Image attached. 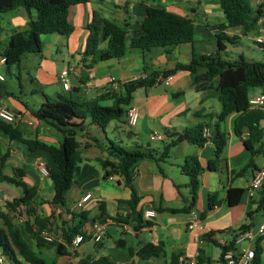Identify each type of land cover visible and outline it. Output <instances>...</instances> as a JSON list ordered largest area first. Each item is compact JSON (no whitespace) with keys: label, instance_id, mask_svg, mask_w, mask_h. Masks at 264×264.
Returning <instances> with one entry per match:
<instances>
[{"label":"crops","instance_id":"obj_1","mask_svg":"<svg viewBox=\"0 0 264 264\" xmlns=\"http://www.w3.org/2000/svg\"><path fill=\"white\" fill-rule=\"evenodd\" d=\"M149 6H160L190 19L195 27V43H185L168 49L156 48L150 52L131 48L121 59H110L89 67L90 59L83 54L89 37L88 28L95 14L125 26L129 34L134 35L141 30ZM251 7V19L259 15L252 29L248 21L242 27L228 28L221 32L218 27L227 22L219 0H90L88 3L75 5L69 12V22L73 26V32L69 36L44 35L43 50L40 54H26L19 66H0V73L4 75L6 70L11 77L14 67L18 80L16 82L12 78L7 81L5 78L0 81V108L5 106L17 114L15 125L20 128L25 138L38 139L58 146L62 140L61 133L39 122L33 111L47 98H56L63 95V92H68L59 81L61 72H68L72 92L76 94L74 98L93 99L109 89L120 94L124 91V84L130 80L147 77L153 71L164 72L175 69L178 64L187 65L191 62L194 52L215 54L218 49V36L222 33L237 38L235 44L223 41L225 49L221 53L222 59L233 62L240 56L253 58L252 60L264 58V46L255 41L256 37L264 35V0H251ZM35 16V11L28 13L23 8L0 13V57L6 50L10 36L14 32L26 30L29 18ZM252 43L259 49L247 46ZM104 46L105 44L101 47ZM3 66H6L4 71ZM70 67H73V71H69ZM217 83L218 79H215L212 86L215 87ZM18 88L20 96L17 94ZM249 96L264 97V86L251 88ZM131 106L137 108L139 116L134 127H129L126 122L125 125L112 122L109 127L128 134V139L136 147L152 149L157 158L175 141L176 135L188 129L204 125L209 126L212 131L222 110L221 102L212 92L195 89L194 77L186 70H178L168 77L161 76L154 86L138 89L134 93ZM251 108L264 110L260 107ZM238 116V113H233L220 123V128L227 135L224 152L226 163L222 165L221 170L207 169L209 161L215 155L213 143L194 144L182 141L171 147L169 157L165 160L156 162L145 159L138 163L135 169V184L140 196L138 208L144 213L148 209L156 212V216L150 219H146L144 215L150 226L135 231L131 226L116 221V218H126L130 210L126 201L130 199L131 192L119 177L104 179L105 172L99 159H106L107 153L103 147L93 145L81 150V181H77L69 190L67 199L71 210L76 213L89 211V221L84 225V231L90 230L92 218L100 214V204L104 203L106 214L98 221L106 225L105 237L110 239L109 243L105 245L104 239L100 244L88 240L72 250L71 255L60 256L53 249L39 250L36 244L32 245L29 238L23 234L24 238L37 253L48 255L49 260L45 258L48 262L56 264H77L80 259L90 258L95 261L102 257H108L116 264H169L173 255L178 256V264H222L223 247L231 243L236 253H241L250 246L255 249L257 244H260L264 264V237L255 238L252 243H234L244 227H249V230L256 233L264 221L262 210L255 212L252 217L248 215L251 210L256 209L254 202L258 201L260 195V191H257L251 196L249 187L254 174L263 165L264 120L260 122L263 139L256 144L260 154L253 155L244 144L247 132L244 131L241 136L235 132V120ZM84 126L87 132L93 127L88 123ZM154 132L165 135V139L152 141L150 135ZM83 134L86 133H80L78 138L86 142ZM6 155L4 173L21 179L15 171L22 170V180L38 190L35 198L38 214L44 217L54 216L51 234L54 233L57 237L56 225L61 224L63 220L71 222V225L79 223V219H72L69 214L61 213L51 204L54 195L52 181L49 176L42 175L37 166L38 162H44L50 170L52 163L47 153L28 151L25 145L12 141L0 127V161ZM190 156L196 157L204 168L199 178L200 189L196 203L189 212H170L169 209L190 208V178L182 171L183 164ZM249 163H252V166L242 175L239 174ZM230 188L244 190L239 204L233 207L227 202ZM86 193L92 195L91 199L83 207H78V202ZM210 194H215L216 199L220 201L211 210ZM22 195L23 190L20 187L0 181V211L5 210L8 202ZM19 209L23 210V216L27 220L25 209ZM191 212H196L201 217V223L194 229L188 228ZM205 235L210 237L204 239ZM148 243L163 244V255L149 260L138 257V250ZM89 245L97 252L90 251ZM82 247L85 249L82 250ZM7 264L15 263L8 259ZM20 264L25 263L22 261Z\"/></svg>","mask_w":264,"mask_h":264},{"label":"trees","instance_id":"obj_2","mask_svg":"<svg viewBox=\"0 0 264 264\" xmlns=\"http://www.w3.org/2000/svg\"><path fill=\"white\" fill-rule=\"evenodd\" d=\"M90 0H0V13H7L20 8L28 13L36 12L35 18L30 17L28 27L24 31L14 32L7 43L6 50L2 57L6 58L5 64L8 67L19 66L26 54H40L43 50L42 36L49 34H60L69 36L73 32V26L69 22V12L71 7L88 3ZM226 22L218 28L221 32L228 28H237L250 21L251 29L259 18L257 15L251 19L253 13L251 0H219ZM148 15L143 20L141 30L134 35H130L125 26H121L113 21L102 18L95 14L93 21L89 25V37L84 56L90 59L89 67L99 62L110 59L123 58L129 49H141L150 52L156 48H170L185 43L194 44L195 27L193 22L185 17H181L167 11L160 6H149ZM218 49L215 54L204 55L193 53L191 62L187 65L178 64L175 69L169 71H153L147 77L131 80L124 84V91L117 93L110 89L93 99L74 98L76 94L71 91V96L60 95L56 98H47L37 110L33 111L34 117L57 129L62 140L58 146L49 145L38 139H28L15 123L0 122L1 129L12 141L19 142L26 146L30 152L43 151L50 157L52 167L49 170V177L52 181L54 195L51 204L59 209L61 213L69 214L72 219H79V223L71 225L66 220L56 225L57 237L53 236V241H47L42 236L43 231L51 232L53 229L52 220L54 216L44 217L38 214L35 206V198L38 190L30 187L22 178L24 172L17 169L15 173L21 178L7 175L4 173L6 156L0 161V181H5L20 187L23 195L14 198L6 204L5 210L0 211V248L2 254L8 257L15 264L22 261L25 264H56L48 262L41 257L24 238L25 234L16 222L19 208H24L28 219L24 226L26 233L40 250L42 248L53 249L57 255L68 256L71 251L77 248L72 247L73 238L83 233L84 225L89 221V211L76 213L71 210L67 194L77 182L80 175L81 150L88 149L93 145L98 146L107 153L106 159H99L104 169V179L119 177L127 187L131 196L126 201L129 212L125 219L116 218V221L124 225L131 226L135 231L142 227L150 226V222L145 220L144 212L139 209L140 196L135 184V169L139 162L145 159L163 161L169 157L170 149L182 141H189L194 144H204L208 142L203 135L204 125L188 129L176 135L174 142L169 144L163 154L157 158L155 151L149 148L137 147V150H127L121 146H116L111 142L110 146H103L99 141L87 132L84 126H97L105 130L112 122L125 125L128 108L131 106L134 93L140 88H150L159 82V78L168 77L178 70H186L194 77L195 89L206 90L221 102L222 110L218 115V123L210 133V140L215 146V155L209 161L207 169L209 171L221 170L226 163L224 157L227 146V135L220 128V123L233 114L239 116L235 120V132L243 135L247 132L248 136L244 140L245 147L253 154H260L256 149V144L263 139V131L260 122L264 120V110L253 109L249 105V91L251 88L264 86V61L248 59L240 56L233 62L221 58L224 51L223 41L235 44L236 37H229L222 33L218 36ZM105 44L104 47H101ZM218 79L215 87L212 82ZM125 119V120H124ZM127 124V122H126ZM88 127V126H87ZM209 128V126H208ZM80 133L86 138V142L79 140ZM252 163L241 171L243 174ZM204 168L196 157L190 156L182 166V171L189 178V188L192 202L189 209H169L170 212L184 211L189 212L194 207L200 189V175ZM244 193L242 188H230L227 193V202L233 207L239 204ZM260 195L255 210H251L248 215L252 217L255 212H264V184L260 189ZM220 201L215 194L209 195V209H213ZM106 214L104 203L100 204V214L92 218L93 223L98 221ZM16 215V216H15ZM244 227L241 231L249 230ZM210 235L203 236L208 239ZM90 237L86 236V241ZM85 243V242H84ZM233 248V243L223 247V251ZM164 253L163 244L148 243L142 246L137 255L143 260L160 257ZM263 249L260 244L255 248V259L253 264H262ZM223 256V253H222ZM77 264H116L108 257L98 260L90 258L80 259ZM169 264H178V256L173 255Z\"/></svg>","mask_w":264,"mask_h":264},{"label":"built area","instance_id":"obj_3","mask_svg":"<svg viewBox=\"0 0 264 264\" xmlns=\"http://www.w3.org/2000/svg\"><path fill=\"white\" fill-rule=\"evenodd\" d=\"M255 41L258 45L264 46V35L258 36L255 38ZM6 58L0 57V66L5 64ZM69 71H73V67L69 68ZM60 83L63 86L65 91L71 92L72 86L70 83V78L68 72H61L58 76ZM5 77L0 73V81H4ZM249 105L251 107H260L264 108V97H250L249 98ZM138 111L135 106H130L128 108V112L126 115V122L129 127H134L138 121ZM17 114L12 111L11 109L3 106L0 108V120L6 123H15L17 121ZM210 128H205L203 131V135L206 139H209L206 143H212L210 140ZM150 139L152 141H163L165 139V135L161 133L154 132L150 135ZM246 139V137H244ZM37 166L39 171L42 175L49 176V169L44 162H38ZM264 184V159L263 165L260 169L256 171L254 177L252 179L251 185L249 187V193L252 196L255 192L260 191ZM92 195L90 193H86L81 200L78 202V207H83V205L91 199ZM23 208V207H22ZM22 212L23 210H20ZM146 219H150L156 216V212L152 209H148L144 213ZM201 223V217L196 212H191L189 217V229H194L195 227L199 226ZM107 229L106 225L101 223L100 221H96L92 224L89 231H83L82 234L76 235L72 240V247L78 248L84 242H86V236L88 235L90 238L88 240H92L94 243L100 244L105 235ZM41 236L47 241H53L54 237L49 231H43ZM264 237V221L258 227L256 233L252 230H246L238 234L234 243L238 244L241 242H249L252 243L255 238H263ZM255 259V249L251 248V246L241 253H236L233 249H227L223 251L222 256V264H253ZM8 257L4 254L0 253V264H7ZM191 264H195L192 262Z\"/></svg>","mask_w":264,"mask_h":264},{"label":"rangeland","instance_id":"obj_4","mask_svg":"<svg viewBox=\"0 0 264 264\" xmlns=\"http://www.w3.org/2000/svg\"><path fill=\"white\" fill-rule=\"evenodd\" d=\"M245 45H247V44H245ZM247 46H249V48H251V49H255V48H258L259 49V47H257L253 43L252 44H249ZM255 60L264 61V58L255 59ZM3 67L4 68L2 70L4 71V69L6 68V66H3ZM12 73H13V77H11L6 72V70H5L4 77L7 79V81H9L10 79L13 78V80H15L16 82H18V80L16 79L17 71H16V69L14 67H12ZM24 91L25 92L23 93V96L26 95L25 94L26 93V90H24ZM17 94H18V96H20L19 88L17 89ZM63 96L70 97V92L69 93L68 92H63ZM30 97L32 98V96H30ZM116 123H118V122H116ZM89 133H90L91 136H93L94 138H96L99 141V143L102 144L103 146H107L108 147V146L111 145V142H112L116 146H121V147H123V148H125L127 150H137V147L133 143H131L130 139H128V134H126L125 132H123L121 130L120 131H114L113 129H111V127H107L105 130H103V129H101V128H99V127H97V126L94 125L91 128V130L89 131ZM76 180L78 182H80L81 181V175H79ZM23 213L24 212H18L17 213L16 222L20 226V228L23 230V232L25 233L24 235L27 236L29 238L30 242L32 243V245H34V241L30 238V236L25 231L24 224L26 222V218L23 216ZM52 235L55 237V234L54 233ZM109 240L110 239L108 237H104V243H105V245L109 243ZM244 243H246V242H244ZM244 246H245V244H244ZM92 248H93V246L89 245V250L90 251L93 250L94 253H96L97 251L95 249H92ZM84 249L85 248L82 247V250H84ZM79 253H81V249H80ZM41 257L47 258L49 260V256L46 255V254H41Z\"/></svg>","mask_w":264,"mask_h":264},{"label":"water","instance_id":"obj_5","mask_svg":"<svg viewBox=\"0 0 264 264\" xmlns=\"http://www.w3.org/2000/svg\"><path fill=\"white\" fill-rule=\"evenodd\" d=\"M129 135H131V133Z\"/></svg>","mask_w":264,"mask_h":264}]
</instances>
